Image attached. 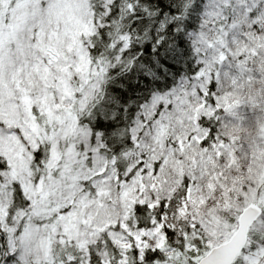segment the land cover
I'll use <instances>...</instances> for the list:
<instances>
[{
  "label": "snow or ice",
  "instance_id": "1",
  "mask_svg": "<svg viewBox=\"0 0 264 264\" xmlns=\"http://www.w3.org/2000/svg\"><path fill=\"white\" fill-rule=\"evenodd\" d=\"M0 264H264V0H0Z\"/></svg>",
  "mask_w": 264,
  "mask_h": 264
},
{
  "label": "trees",
  "instance_id": "2",
  "mask_svg": "<svg viewBox=\"0 0 264 264\" xmlns=\"http://www.w3.org/2000/svg\"><path fill=\"white\" fill-rule=\"evenodd\" d=\"M129 83L134 85L136 83V80L133 79L132 81H124L123 82V87H120L119 83L117 85H114V87L119 88L120 92H127L128 93V97L127 98H134L136 93L134 91L133 92H128Z\"/></svg>",
  "mask_w": 264,
  "mask_h": 264
}]
</instances>
